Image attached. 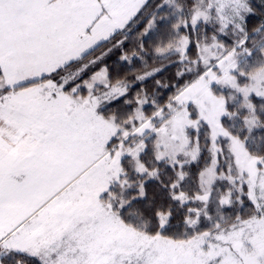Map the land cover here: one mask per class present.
I'll return each instance as SVG.
<instances>
[{"label":"rangeland","instance_id":"rangeland-1","mask_svg":"<svg viewBox=\"0 0 264 264\" xmlns=\"http://www.w3.org/2000/svg\"><path fill=\"white\" fill-rule=\"evenodd\" d=\"M149 1L0 0V264L15 255L41 264H264V157L255 154L264 28L235 49L250 37L248 18L264 19V0H166L168 16L154 18L146 37L175 20L177 41L157 54L179 55L181 73L195 78L148 119L151 98H139L127 129L104 112L160 70L112 84L104 57L86 59ZM203 155L189 199L183 169ZM156 164L176 172L175 198L191 205L179 240L147 234L134 210L122 219L133 200L128 173L157 180L161 170L147 168Z\"/></svg>","mask_w":264,"mask_h":264},{"label":"trees","instance_id":"trees-1","mask_svg":"<svg viewBox=\"0 0 264 264\" xmlns=\"http://www.w3.org/2000/svg\"><path fill=\"white\" fill-rule=\"evenodd\" d=\"M165 1L150 0L131 25L128 26L127 31L118 32L110 42L101 45L86 59L87 62H90L104 57L102 65L107 67L109 81L112 84L125 79L135 82V79L142 74L144 75L145 71L160 70L145 82L135 83L124 98L109 105L108 110L104 112L109 117L113 116L119 126L127 129H129V124L126 125V123L133 116V111L137 106L139 98L142 96L151 98L153 104L145 108V117L148 119L159 110L165 111L168 108V104H171V100L195 78L191 79L190 76H187L188 74L181 73L183 68L182 64L178 62L179 55L175 54L161 59L157 54V51L165 50L177 41L180 33H177L178 25L175 20L170 19L168 22L160 23L156 27V31L150 36L148 35L149 37H146L151 32L150 24L154 18L168 16L167 10H160ZM192 3L193 0H178V4L181 6H191ZM263 28L264 19L250 16L247 20V30L250 37L245 41L243 40L241 45L235 49L238 50L249 39L255 38ZM196 52L197 44L192 40L189 50L191 59L195 57ZM129 55L143 57L145 61L144 65L139 61H135L131 66L128 65V59L123 60V57ZM257 118L262 128L257 132V140L260 142V145L255 154L259 157H264V114L258 113ZM118 143L115 142V145ZM150 155H152L150 150H147L146 154L142 157L145 163L146 160L152 159ZM204 158L205 155L201 157L198 164L183 169V174L188 177V180L182 189L189 199L197 193L196 178L202 169ZM147 168L149 170L154 168L161 170L162 176L160 179L152 181H145L144 178H140L138 182V178L128 173L130 182L127 181L129 186L126 188L127 192H125L126 202L130 203L129 198L131 197L133 200L129 207L121 210L122 219L126 222V215L131 210H134L138 218L141 219L142 224L147 227V234L151 236L161 234L165 237L179 240L184 232L185 225L188 223V219L192 217L189 212L191 205L182 206L181 202L175 198L181 190L177 189L178 187H173L177 182V175L173 169L164 171L162 166L157 164L153 167L148 165ZM140 185H143L141 187L142 192L139 190ZM166 216H169V228H173L169 231H164L161 225L162 217ZM242 216L244 215L242 214ZM176 229H180V231L177 232ZM12 260L14 261L13 264H41L35 259H27L21 255L13 256Z\"/></svg>","mask_w":264,"mask_h":264},{"label":"crops","instance_id":"crops-1","mask_svg":"<svg viewBox=\"0 0 264 264\" xmlns=\"http://www.w3.org/2000/svg\"><path fill=\"white\" fill-rule=\"evenodd\" d=\"M3 132V131H2ZM0 139H5L1 134H0ZM3 239L0 240V242L2 241Z\"/></svg>","mask_w":264,"mask_h":264}]
</instances>
